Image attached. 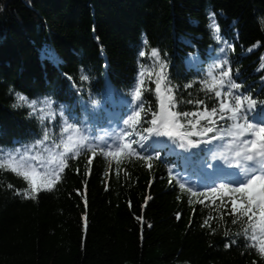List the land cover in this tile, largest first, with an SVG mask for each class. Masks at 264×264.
<instances>
[{"label":"trees","instance_id":"obj_1","mask_svg":"<svg viewBox=\"0 0 264 264\" xmlns=\"http://www.w3.org/2000/svg\"><path fill=\"white\" fill-rule=\"evenodd\" d=\"M213 12L219 33L235 45L229 68L240 90L228 79L221 88L220 70L210 68L218 56ZM262 19L264 0H0V264H264L259 242L236 235L247 224L233 223L239 214L231 196H193L161 159L150 169L135 155H109L127 140L115 149L87 145L67 153L55 187L39 192L23 170L7 166L8 150L34 143L41 132L35 118L26 119L27 108L12 107L15 92L55 100V118L44 125L49 139L30 155L63 154L60 104L96 139L112 124L110 101L122 106L110 113L132 127L130 92L142 123L158 112L154 50L168 63L160 86L171 88L177 110L219 109L230 90L264 100Z\"/></svg>","mask_w":264,"mask_h":264},{"label":"snow or ice","instance_id":"obj_2","mask_svg":"<svg viewBox=\"0 0 264 264\" xmlns=\"http://www.w3.org/2000/svg\"><path fill=\"white\" fill-rule=\"evenodd\" d=\"M210 18V27L217 33L215 38L220 40V26L217 23L216 13H211ZM261 24L264 25V19L261 20ZM152 54L159 61L160 67V77L156 86L159 95V113L153 112L143 123L139 113L135 118L129 117L127 123H131L132 127L126 132L118 133V138L125 137L127 142L123 144L121 151L112 152L109 155H135L138 158L146 159L147 167L150 169L156 166L154 162L159 161L162 153L176 157L177 163L199 158L204 162L200 174L205 182V187L211 190L212 196H231V210L239 214V219H234L233 223L247 224V228H244L243 232H237L236 235H244L250 241H258L260 253L264 255V107L260 109L262 115L257 116L256 114L257 106L264 105V100L254 99L250 92L244 95L242 93L234 94L230 90L226 93L230 98L228 102L221 101L219 109L216 107L206 108L199 114L200 119L194 120L192 117L196 113L176 109L178 101L170 95L171 88L165 87L163 91L161 90V83L167 79L168 63L160 58L158 51L154 50ZM260 67L264 68V63ZM81 71L83 73V69ZM230 73L231 69L229 68L221 73V77H228L230 88L242 89L244 85L233 80ZM211 74L212 71L209 70L208 75ZM142 75L143 72H141ZM81 78L82 80L89 79L87 75L83 74ZM69 79L71 78L69 77ZM219 83L223 88L224 79L221 78ZM13 91L14 89H9L10 93ZM76 92L79 94L80 90L76 89ZM220 95L221 92L217 91L216 96ZM15 100L16 103L12 107L27 108L26 119L35 118L41 132L34 137V143H20L19 147L8 150L7 166L18 175L23 170V176L35 191L39 192L42 187L51 189L55 187L61 178L60 174L65 170L66 154L74 149L78 154L80 148L89 142V129L85 127L81 130L77 127L78 118L71 112L66 116L64 111L66 106L60 104L59 116L64 120L63 131L68 134L64 153L50 154L51 163L55 167H49L43 159L37 164L35 163L36 156L30 155V153L37 144L49 139V130L44 125L45 120L49 117L55 118L53 105L56 102L50 96L29 98L18 91L15 92ZM68 117H72L77 123L69 124ZM94 117L93 122L99 119V114H94ZM201 121L204 123L201 124ZM219 121H223V123H219ZM112 123L114 126H118L119 121L113 119ZM226 125L227 127H225ZM137 148L143 150V156L140 151H137ZM2 151L4 149H0V152ZM4 166L0 163V167ZM208 169H212V171H208ZM168 171L171 173L173 167L169 166ZM176 175L181 181L179 187L185 188L186 183L190 182L186 172L177 171ZM187 191L193 196L205 195L203 192L193 191L192 187H189ZM87 228L88 217L85 216L84 229L87 230ZM228 235L229 233L225 232V236ZM251 246L255 247V244Z\"/></svg>","mask_w":264,"mask_h":264},{"label":"rangeland","instance_id":"obj_3","mask_svg":"<svg viewBox=\"0 0 264 264\" xmlns=\"http://www.w3.org/2000/svg\"><path fill=\"white\" fill-rule=\"evenodd\" d=\"M48 164L49 167H54L53 164L51 163V160H45Z\"/></svg>","mask_w":264,"mask_h":264},{"label":"bare ground","instance_id":"obj_4","mask_svg":"<svg viewBox=\"0 0 264 264\" xmlns=\"http://www.w3.org/2000/svg\"><path fill=\"white\" fill-rule=\"evenodd\" d=\"M49 62V61H48Z\"/></svg>","mask_w":264,"mask_h":264}]
</instances>
